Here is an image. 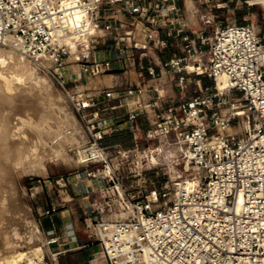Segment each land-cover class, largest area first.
Returning <instances> with one entry per match:
<instances>
[{
	"label": "built area",
	"instance_id": "2783aa9c",
	"mask_svg": "<svg viewBox=\"0 0 264 264\" xmlns=\"http://www.w3.org/2000/svg\"><path fill=\"white\" fill-rule=\"evenodd\" d=\"M12 36L65 90L77 75L114 77L96 94L68 91L88 137L87 167L59 186L82 196L91 193L85 180L102 183L109 197L124 188L111 150L128 159L142 143L150 152L156 142L179 149L177 161L193 171L173 187L127 196L126 220L95 221L85 210L95 264H264V39L253 26L233 22L209 38L193 29L180 0H0V47ZM192 61L213 86L199 80L190 89ZM169 82L181 89L177 101ZM123 131L132 148L104 143ZM57 211L51 204L45 214Z\"/></svg>",
	"mask_w": 264,
	"mask_h": 264
},
{
	"label": "rangeland",
	"instance_id": "374dc122",
	"mask_svg": "<svg viewBox=\"0 0 264 264\" xmlns=\"http://www.w3.org/2000/svg\"><path fill=\"white\" fill-rule=\"evenodd\" d=\"M186 3H189V6ZM180 6L185 17L191 22L193 29L196 31L205 29L209 38H214L221 26L238 22L253 26L257 34L264 39V6L251 5V0H180ZM209 20L211 23L205 24ZM193 60H197V57H194ZM31 63L42 78H36L34 81L27 80L26 82V80L17 81L10 74L0 75L2 83L5 84L4 87L2 83V86L0 84L2 89L0 91H4V93L0 92V99H3L0 100V113L4 114H0L2 117L0 124H4L0 126L7 125L5 127L9 129L7 136L3 129L2 133L0 131L2 134L0 142L4 141L3 138L6 136V142L4 141L5 143L3 142L1 147L6 145L0 147L1 150L6 149L5 152L0 150V175H3L0 176V184L2 185V183L12 179L17 192V208L14 211L16 220L14 219L13 226H11L12 224H10L11 227L6 226L9 228L5 230L6 232L8 230L6 241L9 242L14 239L15 241L10 242V247L13 243V247H18L20 251L26 252L30 259L39 264H75V257L68 261L66 259L67 254H59L62 250L57 244L48 245L49 238L44 230L43 220L50 217L45 212L51 204L57 206V212H60L66 204L72 205L73 212H76L77 222L82 229L83 242L97 245L94 239L88 238L85 231V219L87 217L85 210H89V217L95 221L102 219L108 221L126 220L133 214L126 206L128 203L127 196L137 198L150 194L166 182L173 187L179 181L191 176L193 171L184 162L177 161L179 149L171 150L164 147L163 143L156 142L151 145V150H156L153 153V151H148V146L145 143H142L140 152L130 153L128 159L122 158L118 150H111L110 159L113 165L111 168L124 178V188L119 189V191L116 189L109 191V197L106 195L102 183L98 184L85 180L84 186L91 193L82 196H75L70 185L67 187L59 186L58 180L71 178L75 173L85 170L87 167L80 150L85 147L88 137L76 114L68 91L77 92L81 89V92L96 94L104 88L112 87L113 83L110 82L113 79L105 80L106 76L85 78L77 75V81L67 85V90H65L45 70L34 65L32 61ZM190 63V65L187 64L189 72L194 68L193 61ZM132 75L135 77L134 74ZM188 77L193 82L190 84L192 91L198 90L197 82L199 80L202 81V86H204V82L207 83V86H213L210 80L197 77L196 73H190ZM96 80L99 81V87L94 85ZM26 83L31 85H29L30 88ZM171 83L169 82L165 87L168 91L167 94L178 99L181 89ZM26 87L29 89L26 90ZM8 90L10 97H7L8 94L5 95ZM11 93L12 97L14 96L12 100ZM59 95L62 98H59ZM7 114L10 115L9 118ZM11 130L12 132H10ZM6 152L9 153L8 155L14 154L16 157L21 154V157L18 156L17 158L21 161L18 162L17 160L18 164L13 165L10 171L5 168V157L2 158V154ZM1 187L0 191L6 194V185ZM1 227L2 224L0 229ZM5 231L4 236L6 235ZM15 233H17L16 236ZM37 249L39 250L37 251ZM23 261L30 260L25 258ZM87 264L95 263L89 262Z\"/></svg>",
	"mask_w": 264,
	"mask_h": 264
},
{
	"label": "bare ground",
	"instance_id": "6f19581e",
	"mask_svg": "<svg viewBox=\"0 0 264 264\" xmlns=\"http://www.w3.org/2000/svg\"><path fill=\"white\" fill-rule=\"evenodd\" d=\"M192 4V3H191ZM251 5H261V6H264V0H251ZM189 6V5H188ZM2 48V47H1ZM0 48V75H6V74H10V76L12 75V77L13 78H15V79H17V81L18 80H26V82H27V80L28 81H34V79L36 80V78H42L41 76H40V74L38 73V71H37V69L32 65V63H31V61L27 58V56L25 55V46H24V44L21 42V40H19L18 38H16V37H10L9 38V41H8V46L7 47H5V48H2L1 49ZM263 62H264V57H263ZM191 64V63H190ZM190 64H188V65H190ZM35 65V64H34ZM193 65V64H192ZM194 66V65H193ZM38 67V66H37ZM188 69V66H187V68H186V70ZM192 71L193 72H189L188 70H187V72H189V73H195L196 71H197V69H196V67L194 66V68L192 69ZM9 76V77H10ZM106 76H109V75H106ZM112 77V76H111ZM3 78V77H2ZM6 79H8V78H6ZM113 80H114V78H113ZM113 80L110 82L111 84L113 83ZM3 82H4V80H3ZM2 83V79H0V84ZM8 83V82H7ZM25 83V82H24ZM3 84V83H2ZM2 84H1V86H2ZM26 84H28V86L30 85L29 83H26ZM25 84V85H26ZM33 84V83H32ZM95 85V84H94ZM5 86V84H3V87ZM8 86V85H7ZM31 86V85H30ZM30 86H29V88H30ZM33 86V85H32ZM98 86V85H97ZM8 88V87H7ZM6 88V89H7ZM29 88H27L26 87V90H28ZM217 88H218V90L219 91H221V92H223L224 91V89H225V84L223 83V80H219V82H218V84H217ZM0 90H2L1 88H0ZM32 90H33V88L30 90L31 92H32ZM7 91V90H6ZM5 91V92H6ZM82 90L81 89H79V90H77V92H81ZM0 92H3L4 93V91H0ZM76 92V91H75ZM8 94V95H7ZM4 95V94H3ZM5 95H7V97H10V95H9V90H8V92L5 94ZM6 97V96H5ZM6 97V98H7ZM14 97V96H13ZM12 93H11V100H12ZM61 96L59 95V98H60ZM1 98V97H0ZM62 98V97H61ZM7 99H9V98H7ZM14 99V98H13ZM1 100V99H0ZM3 100V99H2ZM1 100V101H2ZM11 100H9L10 102H11ZM0 101V102H1ZM15 101V100H14ZM3 103V102H2ZM8 103V102H7ZM7 103H5V104H7ZM11 103H13V102H11ZM9 104V103H8ZM10 105V104H9ZM30 106V105H29ZM4 108H6V107H4ZM1 109H2V107H1ZM0 114H3V113H0ZM4 115V114H3ZM8 115V114H7ZM9 116L10 115H8V118H9ZM0 118H2V117H0ZM12 118V117H11ZM1 122V121H0ZM6 123H9V122H6ZM2 124V123H1ZM0 124V125H1ZM10 124V123H9ZM2 125H4V124H2ZM5 126H7V125H5ZM1 127V133H2V129L4 130V133H5V135L7 136L8 135V133H9V129L7 128V127ZM77 126V125H76ZM12 127V126H11ZM10 127V129H12L13 130V128H11ZM12 130L10 131V132H12ZM15 132V131H14ZM0 133V137H1V134ZM3 133V134H4ZM14 134V133H13ZM4 135V136H5ZM10 135V134H9ZM15 135H16V133H15ZM6 136L3 138L4 139V141L6 142V140H5V138H6ZM14 136V135H13ZM17 136V135H16ZM16 136H14V137H16ZM11 137V136H10ZM13 138V137H12ZM0 139H2V138H0ZM9 139V138H8ZM10 140H11V138H10ZM13 140V139H12ZM15 140V139H14ZM3 140L0 142L1 144H0V147H1V145L3 144V142H4ZM4 142V143H5ZM9 142V141H8ZM12 142V141H11ZM11 142H10V144H11ZM14 142V141H13ZM9 144V145H10ZM6 145V144H5ZM5 145H3V146H5ZM12 145V144H11ZM2 146V147H3ZM17 146V145H16ZM1 147V148H2ZM15 147V146H14ZM1 148H0V150H1ZM10 148V147H9ZM16 148V147H15ZM3 151L4 150H6V149H2ZM1 150V151H2ZM16 150H17V148H16ZM16 150H15V152H16ZM2 151V152H3ZM19 151V150H18ZM81 151V153H82V155H83V149H81L80 150ZM5 152V151H4ZM14 152V153H15ZM21 152V151H20ZM7 153V154H6ZM5 154H4V156H3V154H2V158L3 157H5V159H6V165H5V168H7L9 171L13 168V165H17L18 163H17V158H18V156L19 157H21L20 155L21 154H19L17 157H16V155H14V154H10V155H8L9 153L8 152H6ZM12 153V152H11ZM32 153V152H31ZM23 154V153H22ZM25 154V153H24ZM23 154V155H24ZM0 155H1V153H0ZM5 155H7V156H5ZM29 156V155H28ZM1 158V157H0ZM23 158H24V156H23ZM154 158V157H153ZM152 158V159H153ZM22 159V158H21ZM25 159H26V156H25ZM20 160V159H19ZM18 160V162H20ZM27 160V159H26ZM155 160V159H154ZM154 162H156V161H154ZM17 163V164H16ZM4 171V170H3ZM0 176H3V175H0ZM9 177V176H8ZM2 178V177H1ZM13 178V177H12ZM2 180H3V178H2ZM1 181V180H0ZM10 180H8L7 182H5V183H2V185L0 184V187L1 186H5L6 185V194H4V192L3 191H0V213H1V219H0V222H1V224H2V227H1V234H0V264H19L21 261H23L25 258L26 259H28V260H30L31 262H33V260L32 259H30L29 257L30 256H28L29 254H27L26 252H22V251H20L19 249H18V247H13V243H11L12 244V246L10 247V242H12L13 240L11 239V241H6V238H7V232H8V230H7V232L5 231L6 230V226H8V227H11V226H13V222H14V219L16 220V218H14V214H15V209L17 208V204H16V202H17V199H16V194H17V192H16V189L14 188V184H13V182H12V179H11V181L9 182ZM2 188V187H1ZM2 209V210H1ZM17 211V210H16ZM16 215V214H15ZM16 222V221H15ZM17 222H18V219H17ZM0 224V225H1ZM10 224H12L11 226H10ZM15 224V223H14ZM7 229H9V228H7ZM11 229V228H10ZM4 231L6 232V237L4 236ZM4 233V234H3ZM10 234V233H9ZM17 235V233H15V236ZM9 236V235H8ZM12 238H14L13 236H12ZM9 240V239H8ZM15 241V240H14ZM39 249H37V251H38ZM34 251V250H33ZM42 252V251H41ZM33 253V252H32ZM35 253V252H34ZM37 254V253H36Z\"/></svg>",
	"mask_w": 264,
	"mask_h": 264
},
{
	"label": "crops",
	"instance_id": "0c3cea01",
	"mask_svg": "<svg viewBox=\"0 0 264 264\" xmlns=\"http://www.w3.org/2000/svg\"><path fill=\"white\" fill-rule=\"evenodd\" d=\"M189 5V3H186ZM191 72H193L191 70ZM132 77V81H135V77ZM113 77L106 76L105 80H111ZM95 86L99 87V81H95ZM204 86H207V83L204 82ZM172 98V96H171ZM173 100L177 101V99L172 98ZM130 108H133V104H129ZM119 110H115L113 112V116H117L120 114H123L126 112L127 108H118ZM140 122H143V118H140ZM124 136H130L131 141V147L134 146L133 143V135L128 131H123L114 135H111L107 137L105 140L106 145H112L117 144L115 137H124ZM72 199V198H71ZM68 203V202H67ZM74 209L72 208V205L66 204L63 206V208L60 210V212L55 213L54 215L50 217H46L43 220V226L44 230L46 232V235H55L60 238L59 248H61V254H67L68 261H70L71 258H76L75 264H87L89 262H94L95 257L97 256V253L99 251V248H97L98 245H95L93 243L89 242H83V234L82 229L79 226L76 218V212H73ZM71 229L75 232L74 235L71 233ZM56 245V244H55ZM95 256V257H94ZM102 264V263H98Z\"/></svg>",
	"mask_w": 264,
	"mask_h": 264
},
{
	"label": "trees",
	"instance_id": "16d2710c",
	"mask_svg": "<svg viewBox=\"0 0 264 264\" xmlns=\"http://www.w3.org/2000/svg\"><path fill=\"white\" fill-rule=\"evenodd\" d=\"M116 143L122 145L124 148L129 149L131 147V137L124 136V137H115Z\"/></svg>",
	"mask_w": 264,
	"mask_h": 264
}]
</instances>
